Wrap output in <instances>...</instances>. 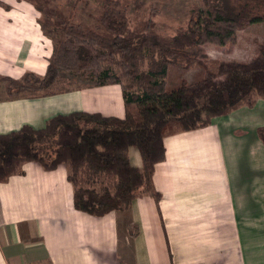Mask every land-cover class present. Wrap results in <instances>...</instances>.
I'll list each match as a JSON object with an SVG mask.
<instances>
[{
	"label": "crops",
	"instance_id": "crops-1",
	"mask_svg": "<svg viewBox=\"0 0 264 264\" xmlns=\"http://www.w3.org/2000/svg\"><path fill=\"white\" fill-rule=\"evenodd\" d=\"M0 75H43L53 41L36 0H0ZM120 84L45 96L0 97V134L43 128L58 114L123 118ZM264 98L204 127L164 137L153 182L160 202L139 196L125 210L93 215L74 206L69 169L29 161L0 181V264H264ZM142 167L138 148H129Z\"/></svg>",
	"mask_w": 264,
	"mask_h": 264
},
{
	"label": "trees",
	"instance_id": "trees-1",
	"mask_svg": "<svg viewBox=\"0 0 264 264\" xmlns=\"http://www.w3.org/2000/svg\"><path fill=\"white\" fill-rule=\"evenodd\" d=\"M94 1L98 14L91 25L70 19L58 25L41 23L53 41L43 75L33 71L19 78L0 75V87L4 84L10 98L51 95L72 89L59 87L62 71L78 74L90 66L89 72L96 77L93 85L107 81L120 84L125 104H137L139 116L130 109L123 118L77 111L55 115L40 129L24 125L0 134V181L20 173L25 162H38L46 169L65 164L74 186L75 208L103 215L125 210L145 194L160 202L153 174L156 164L165 158L167 124L175 121L178 130L197 129L209 125L216 116L264 98V47L248 61L222 63V78L210 74L192 83L183 79L171 87L166 82L171 56L184 54L179 48L190 43L189 38L222 44L235 32L233 13L207 4L209 21L204 31H194L191 26L185 32L164 36L151 20L133 23L122 0ZM242 3L243 18L264 20V0ZM36 4L51 19L50 11ZM197 12L194 7L192 22ZM259 133L264 141V127ZM131 146L138 148L142 167L131 164ZM102 175L113 176L114 180L99 189L79 185L81 179L86 184L96 183Z\"/></svg>",
	"mask_w": 264,
	"mask_h": 264
},
{
	"label": "rangeland",
	"instance_id": "rangeland-1",
	"mask_svg": "<svg viewBox=\"0 0 264 264\" xmlns=\"http://www.w3.org/2000/svg\"><path fill=\"white\" fill-rule=\"evenodd\" d=\"M127 3L128 14L133 23L141 19L151 20L154 28L164 36H172L179 32H185L192 26L194 31H204L208 23L207 4H215L223 13L232 14L236 21V29L222 44L204 42L197 38H189L188 44L179 48L173 54L166 75L168 86H175L183 79L188 83L215 76L222 78L220 66L224 62L244 60L248 61L256 56L264 47V20L252 22L243 18L241 5L243 0H122ZM206 1V2H205ZM39 6H43L51 13V19L41 12L40 22L48 25L70 19V21L91 25L96 22L98 5L94 0H36ZM194 7L198 12L191 21V12ZM221 13V12H220ZM197 39V40H196ZM90 66L81 73L75 74L62 71L63 79L60 88L87 86L93 84L96 77L92 75ZM118 71V70H117ZM211 74V75H210ZM4 84L0 87V97H7ZM130 110L139 116L137 104H131ZM177 122H171L165 126V132L172 129ZM114 180L113 176L98 178L93 184H86L84 179L79 185L94 186L99 189L102 185Z\"/></svg>",
	"mask_w": 264,
	"mask_h": 264
}]
</instances>
